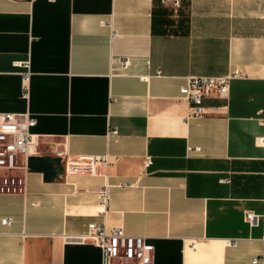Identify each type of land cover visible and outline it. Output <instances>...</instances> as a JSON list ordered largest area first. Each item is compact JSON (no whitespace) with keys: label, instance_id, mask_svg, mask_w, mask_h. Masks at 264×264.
<instances>
[{"label":"crops","instance_id":"crops-1","mask_svg":"<svg viewBox=\"0 0 264 264\" xmlns=\"http://www.w3.org/2000/svg\"><path fill=\"white\" fill-rule=\"evenodd\" d=\"M235 69L193 118L186 78ZM0 113H28L37 156L63 161L50 182L0 170L21 182L0 193V264H102L75 239L102 221L144 237L153 264H264V0H0Z\"/></svg>","mask_w":264,"mask_h":264},{"label":"built area","instance_id":"built-area-1","mask_svg":"<svg viewBox=\"0 0 264 264\" xmlns=\"http://www.w3.org/2000/svg\"><path fill=\"white\" fill-rule=\"evenodd\" d=\"M17 68L23 69L22 87L23 97H27V84L29 80V61L16 62ZM159 75V74H158ZM245 78L239 70H232L223 76L188 77L179 89L180 98L189 104L191 116L200 118L205 114L202 101L204 98L214 96L227 99L230 84L233 80ZM35 120L26 114L13 115L0 113V170L27 169V159L37 156L39 137L31 132ZM112 133H116L113 130ZM60 157V156H58ZM62 161V159H61ZM107 162V157H82L77 161L65 162L64 172L67 175L96 174L101 164ZM63 163V161H62ZM151 164V158L145 159V167ZM17 180L8 175H0V193H9L20 185ZM97 196L102 211L100 217L104 220L110 211L111 199L108 186L101 188ZM256 216L247 214L246 221L253 224ZM12 222L11 218H4L1 224ZM80 242L91 243L101 249L102 264H153V246L146 243L144 237L124 233L121 227H107L102 222H90L85 230L76 235ZM195 246V243H192ZM264 260V256L261 258ZM254 258L253 261H258Z\"/></svg>","mask_w":264,"mask_h":264},{"label":"water","instance_id":"water-1","mask_svg":"<svg viewBox=\"0 0 264 264\" xmlns=\"http://www.w3.org/2000/svg\"><path fill=\"white\" fill-rule=\"evenodd\" d=\"M27 169L31 173H40L45 182L52 181L57 171L63 172L62 161L60 157L31 156L27 159Z\"/></svg>","mask_w":264,"mask_h":264}]
</instances>
